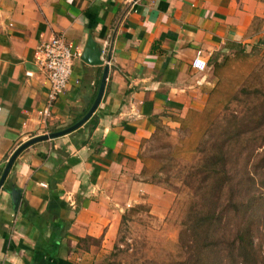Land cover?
Wrapping results in <instances>:
<instances>
[{
	"label": "crops",
	"instance_id": "crops-1",
	"mask_svg": "<svg viewBox=\"0 0 264 264\" xmlns=\"http://www.w3.org/2000/svg\"><path fill=\"white\" fill-rule=\"evenodd\" d=\"M53 36L77 56L45 117L50 80L38 61ZM262 39L264 0H0V180L22 144L86 116L109 67L91 119L14 162L0 191V264L83 262L82 239L108 233L142 193L153 197L134 176L157 124L204 109L211 68ZM90 43L102 66L83 59ZM199 52L205 70L193 67Z\"/></svg>",
	"mask_w": 264,
	"mask_h": 264
},
{
	"label": "rangeland",
	"instance_id": "rangeland-1",
	"mask_svg": "<svg viewBox=\"0 0 264 264\" xmlns=\"http://www.w3.org/2000/svg\"><path fill=\"white\" fill-rule=\"evenodd\" d=\"M247 51L221 59L215 72L209 65L214 88L204 109L157 124L154 135L142 145L141 171L134 176L137 182L153 187V197L142 193L136 204L123 207V214L114 220L108 233L82 239L77 247L83 261L80 264H181L190 260L192 252L198 250L202 255L203 244L190 249L192 218L203 205L204 193L198 187L200 177L196 178V172L211 147L223 139L226 130L234 128V117L264 114V39ZM243 89H248V94H243ZM254 127L251 123L245 130V138ZM237 149L245 152L239 156L244 164L249 149ZM258 152L264 154V146ZM260 165L251 169L250 175L256 179L254 189L252 185L239 192L233 186L227 189L226 200L236 196L243 200V214L249 199L255 196L263 205L255 211L264 215V166ZM238 208L229 207L231 227L241 220L235 215ZM256 229L255 243H260L264 252V225ZM211 258L217 259L215 254Z\"/></svg>",
	"mask_w": 264,
	"mask_h": 264
},
{
	"label": "trees",
	"instance_id": "trees-1",
	"mask_svg": "<svg viewBox=\"0 0 264 264\" xmlns=\"http://www.w3.org/2000/svg\"><path fill=\"white\" fill-rule=\"evenodd\" d=\"M220 64L214 66V72ZM247 90L243 89L242 93L248 94ZM258 115L241 119L234 117V128L226 130L223 139L217 141L203 158V164L195 175L196 178L200 177L198 180L200 192L204 191L203 205L192 218L194 226L190 227L192 233L190 249L194 250V244L200 243L204 248L201 251L202 255L198 250L196 253L192 252L189 255L190 260L181 264H264L262 245L256 244L254 239L256 228L264 225V215L255 211L258 207H263L259 198L254 196L249 199L244 214L241 197L225 199L227 189L232 190V186L238 192L247 185L249 187L252 185L254 189L256 179L250 175L251 169L257 164L264 166V154L258 152L264 146V114ZM251 123L255 125L254 132L245 138V130L247 131ZM257 144L259 146H252ZM240 146L247 148V151L249 149L245 154L244 164L240 163L239 156L245 153L238 151L237 148ZM230 205L240 207L235 215L241 220L233 224V227L230 222ZM212 254H215L217 259H210Z\"/></svg>",
	"mask_w": 264,
	"mask_h": 264
},
{
	"label": "built area",
	"instance_id": "built-area-1",
	"mask_svg": "<svg viewBox=\"0 0 264 264\" xmlns=\"http://www.w3.org/2000/svg\"><path fill=\"white\" fill-rule=\"evenodd\" d=\"M137 1L124 0L129 5H134ZM76 56L71 47L59 36L51 37L40 48L38 62L47 71L50 80L49 99L44 111L45 117L51 116V109L55 101L67 90L72 77ZM193 67L198 70L208 68V63L202 58L201 52L195 58Z\"/></svg>",
	"mask_w": 264,
	"mask_h": 264
},
{
	"label": "water",
	"instance_id": "water-1",
	"mask_svg": "<svg viewBox=\"0 0 264 264\" xmlns=\"http://www.w3.org/2000/svg\"><path fill=\"white\" fill-rule=\"evenodd\" d=\"M101 51L99 49H97L93 43H90L89 46V50L87 51L85 57L83 58L85 61H87L88 63H90L93 66H102L103 62L100 60L101 58ZM108 72H109V67H105L104 73H103V77L101 80V85L99 88V93L97 95V98L92 106V108L89 110V112L86 114V116L81 119L78 123L72 125L71 127L63 130V131H59L56 133H51L49 135H43V136H39V137H35L27 142H25L24 144H22L16 151L15 153L12 155V157L10 158V160L8 161L6 168L4 170V173L1 177L0 180V191L4 190L5 188H3V185L5 183L6 178L8 177L12 166L14 164V162L16 161V159L18 158V156L27 148H29L30 146L39 143V142H43L49 139H55L64 135H67L69 133H72L73 131L77 130L78 128H80L81 126H83L87 121H89L91 119V117L93 116V114L96 112V110L98 109L102 97L104 95V91H105V86H106V81L108 78ZM12 195V199L15 203V206L17 207L19 205L20 199H21V192L20 190H12L11 192Z\"/></svg>",
	"mask_w": 264,
	"mask_h": 264
}]
</instances>
